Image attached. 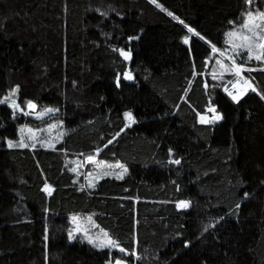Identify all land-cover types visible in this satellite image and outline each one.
<instances>
[{
    "label": "trees",
    "instance_id": "trees-1",
    "mask_svg": "<svg viewBox=\"0 0 264 264\" xmlns=\"http://www.w3.org/2000/svg\"><path fill=\"white\" fill-rule=\"evenodd\" d=\"M253 6L264 11V0ZM248 7L245 0H0V100L19 85L14 97L25 109L13 116L0 103V264H264V63L239 52L259 92L236 103L222 86L234 76L213 79L219 54L185 27L229 48L223 33ZM28 100L37 113L59 109L65 136L54 148L8 147L22 126H34ZM212 105L223 119L201 123ZM88 155L127 173L95 175L92 187L87 174L97 171L86 166ZM182 200L190 206L178 207ZM75 215L93 217L129 251L70 241Z\"/></svg>",
    "mask_w": 264,
    "mask_h": 264
},
{
    "label": "snow or ice",
    "instance_id": "snow-or-ice-1",
    "mask_svg": "<svg viewBox=\"0 0 264 264\" xmlns=\"http://www.w3.org/2000/svg\"><path fill=\"white\" fill-rule=\"evenodd\" d=\"M245 2L249 7L242 14L241 22L237 24L236 21H230L229 23L234 25V27H231L230 29H228L226 32L223 33V35L226 37L223 43L226 45H231L230 49L218 47L216 43H213L211 40H208L207 37L202 36L201 33L198 32L191 25H185L189 33H195L197 37L203 40H207V44L210 45V50L213 54L216 53L219 54V57L216 59L217 68H214L211 73L213 79H219L223 81L225 73H231L235 77V79L227 81V83L223 84L222 86L224 92H226L228 96H230L231 99L237 103L244 95L247 94L249 90H252L254 92H259V89L256 88L253 81L249 77L244 75L245 70L251 72L254 69L248 67L244 62H240V63L237 62V56L239 55V52L241 50H245V55L248 61H251L253 58H255L256 61L264 62V11H261L258 7L253 6L254 0H245ZM153 3H157V0H153ZM158 7L163 9L165 12H167L169 16H172L175 20L179 21L181 24L185 23L175 13L168 11V9L164 8L163 4H158ZM104 14L107 15V13ZM129 39H132V37H129ZM189 39L190 38L188 35L183 36V41L185 44L189 43ZM118 51L122 56H124L125 59H131L130 51H125L124 49H118ZM224 57H227V59L231 61V63L225 64ZM126 75L128 79L133 78L131 72L127 73ZM117 83H119V78H117ZM229 85H231V87H229ZM205 87H208L207 82H205ZM18 91H19V85H17L14 89L11 90L10 95L4 96L3 99L0 100V103H6L8 104V106H10L13 109V116H15L16 110H19L20 112H25L24 107L20 105L17 99L13 98L15 93H17ZM259 94L261 95L262 98H264V92H260ZM27 108L29 110H35L37 108V105L32 100H28ZM58 111L59 109L53 107H45L42 111L36 114L39 117H43L49 113H54ZM209 111L213 112L214 116L208 118L206 115H200L201 123H210L217 119H223V114L216 111L215 105L210 106ZM27 114H31V112ZM124 116L129 121H134L135 119L131 112H125ZM58 124L62 125L63 121L49 123L47 124L46 129L28 127L27 140H29L30 143L25 142L26 137L24 135V129L27 126H22L20 129L21 135L19 141H13L9 139L7 141L8 147L35 148L36 144L40 143L46 147L54 148L55 142L63 137L62 132L56 136H52V130L56 128ZM125 127H127V125H125ZM42 131H46L48 133V136L46 137L39 136L38 133ZM116 135H119V133H116ZM111 142H112L111 140L108 141V143ZM95 151L98 153L99 149L97 148ZM169 151L171 152V149H169ZM86 159L88 162L96 163L97 166L100 168L107 167L111 169L113 167H120L123 168L124 171L127 170L126 168H124V165L120 164L119 162H117L116 165H112L109 164L107 161H97L96 155H88ZM174 163L179 164L180 160L176 159ZM76 170H77L76 168L72 169V171H76ZM112 174L113 173L109 171H102L98 174V177L102 175H112ZM88 175L91 178L92 173H89ZM117 178H122V176H118ZM89 183L91 184L92 187H95V184L91 182V179ZM44 190L49 193H51L52 191L50 185H46ZM244 195L247 196L249 194L245 193ZM190 203H191L190 201L182 200L178 202V207L186 208L190 206ZM236 207L239 208L240 205L237 204ZM72 221L76 225V227L71 231H69L68 233L69 238L74 239L75 238L74 233L83 232L84 236L88 239V242L93 244L96 248L99 249L119 248V251L121 253H126L129 251L127 248L122 247L117 240H114L111 236H109L107 232H103L102 234L101 233L90 234L89 229L83 226L79 222L78 217L73 216ZM88 221L91 222V217L88 218ZM209 227H214V225H209ZM204 231L207 232L208 228L206 227ZM45 239H47V237H45ZM189 243L190 241L185 242L186 245ZM108 264H113V261L109 260ZM114 264H128V261L126 259L117 258L114 260Z\"/></svg>",
    "mask_w": 264,
    "mask_h": 264
},
{
    "label": "rangeland",
    "instance_id": "rangeland-1",
    "mask_svg": "<svg viewBox=\"0 0 264 264\" xmlns=\"http://www.w3.org/2000/svg\"><path fill=\"white\" fill-rule=\"evenodd\" d=\"M231 48V45H229V49ZM241 51H245V50H241ZM240 51V52H241ZM255 59V58H254ZM224 63L225 64H230L231 63V61H229L228 59H227V57H224ZM264 63V62H263ZM214 68H217V65H216V60H215V62H214V64H213V69ZM213 69H212V71H213ZM212 71H211V73H212ZM228 76V75H232L231 73H225L224 74V76ZM233 79H235V77H233L231 80H233ZM229 86H231V85H229ZM249 92V91H248ZM11 93V92H10ZM10 93H9V95H10ZM16 94V93H15ZM15 96V95H14ZM13 96V98H15ZM37 109H35V110H29L28 112H31V114H29V117H31L32 119H34L35 121L33 122L32 121V123L34 124V126L33 127H31V126H28V127H31V128H41V129H46L47 128V124H48V122L49 121H47L48 119H50V118H54L55 119V121L57 122V121H59V120H57L56 119V117H54L55 115H56V112H54V113H49V114H47V115H45V116H43V117H39L36 113H37V111H36ZM49 115H51L50 117H49ZM213 116H214V113H213ZM48 117V118H47ZM54 121V120H53ZM216 122L218 121V119L217 120H215ZM28 127H25V129H24V135H25V137H26V140H25V142L26 143H30V141L29 140H27V136H28V132H27V128ZM63 133V137L65 136V132H64V130L63 129H61V124H58L57 125V127L56 128H54L53 130H52V136H56V135H58L59 133ZM38 135L39 136H41V137H46V136H48V133L46 132V131H42V132H40V133H38ZM62 137V138H63ZM61 138V139H62ZM20 139V138H19ZM19 139L17 140V141H19ZM61 139H59V140H57L56 142H55V144L57 143V142H59ZM36 146H41V147H43V148H49V147H46V146H44V145H42V144H40V143H37L36 144ZM85 164H86V166L87 165H89V164H92V168H96V171H97V173H95V174H93L92 173V176H91V178L90 179H93L94 177H95V175H98L100 172H102V171H109V172H112L113 174L112 175H102V176H110V177H118V176H124L123 174H126L127 173V170L126 171H124V169L123 168H120V167H113V168H111V169H109V168H107V167H104V168H100V167H98L97 166V164L96 163H92V162H88L87 161V159L85 160ZM112 165H116V164H112ZM90 173V171L88 172V174ZM87 174V176H89ZM100 177V176H99ZM52 192V191H51ZM49 193V192H48ZM50 194V193H49ZM76 217H78L79 218V222L83 225V226H85V227H87L88 229H89V232H90V234H96V233H103V232H107V231H105V230H103V229H101L97 224H96V222H95V220H94V218L93 217H91V216H88V215H75ZM72 217L73 216H71V218H70V231L72 230V229H74L75 227H76V225L73 223V221H72ZM89 217H91V222H89L88 221V218ZM98 226V227H97ZM108 233V232H107ZM108 235H109V233H108ZM110 236V235H109ZM74 239H72V238H70V241H75L76 239H78V240H80V241H82V242H84V243H87V244H89V245H91V246H93V247H95L93 244H91V243H89L88 242V239L84 236V233L83 232H78V233H74ZM96 248V247H95ZM97 249H99V248H97ZM105 250L107 249V250H110L111 252H114V251H117V252H120L119 251V248H104Z\"/></svg>",
    "mask_w": 264,
    "mask_h": 264
},
{
    "label": "built area",
    "instance_id": "built-area-1",
    "mask_svg": "<svg viewBox=\"0 0 264 264\" xmlns=\"http://www.w3.org/2000/svg\"><path fill=\"white\" fill-rule=\"evenodd\" d=\"M228 95V94H227ZM230 97V96H229Z\"/></svg>",
    "mask_w": 264,
    "mask_h": 264
},
{
    "label": "water",
    "instance_id": "water-1",
    "mask_svg": "<svg viewBox=\"0 0 264 264\" xmlns=\"http://www.w3.org/2000/svg\"><path fill=\"white\" fill-rule=\"evenodd\" d=\"M129 80H131V79H129Z\"/></svg>",
    "mask_w": 264,
    "mask_h": 264
}]
</instances>
